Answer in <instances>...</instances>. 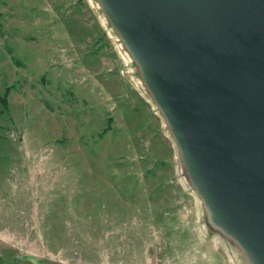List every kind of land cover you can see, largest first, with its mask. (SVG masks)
I'll return each mask as SVG.
<instances>
[{"label":"rangeland","instance_id":"rangeland-1","mask_svg":"<svg viewBox=\"0 0 264 264\" xmlns=\"http://www.w3.org/2000/svg\"><path fill=\"white\" fill-rule=\"evenodd\" d=\"M0 264H250L97 0H0Z\"/></svg>","mask_w":264,"mask_h":264},{"label":"water","instance_id":"water-1","mask_svg":"<svg viewBox=\"0 0 264 264\" xmlns=\"http://www.w3.org/2000/svg\"><path fill=\"white\" fill-rule=\"evenodd\" d=\"M212 224L264 264V0H97Z\"/></svg>","mask_w":264,"mask_h":264}]
</instances>
